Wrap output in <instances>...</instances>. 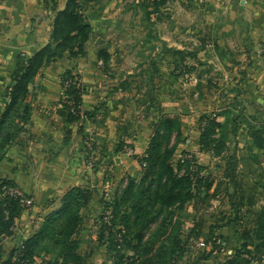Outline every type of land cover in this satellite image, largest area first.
Segmentation results:
<instances>
[{
  "label": "trees",
  "instance_id": "trees-1",
  "mask_svg": "<svg viewBox=\"0 0 264 264\" xmlns=\"http://www.w3.org/2000/svg\"><path fill=\"white\" fill-rule=\"evenodd\" d=\"M40 1L51 18L49 42L31 57L21 55L17 59L7 87L5 109L0 117V162L30 123V86L41 69L63 58L77 60L86 57L87 46L94 35L82 0H64L62 10L60 0ZM167 2L140 0L142 21L150 29L147 37L151 36L153 17L156 20L161 18ZM163 45V53L177 58L182 64L188 57L196 58V54ZM155 48V45L151 46V50ZM97 59L103 65L102 70L107 72L112 54L99 49ZM151 65L156 69L153 58ZM126 84L120 85L122 91L127 89ZM61 87L67 100L60 98L58 113L66 122L73 124L96 119L100 109L85 111L82 108L88 87L79 74L72 69L66 70L61 76ZM151 108H146V116L151 114ZM220 118L225 119L224 122ZM228 119L226 113L210 115L203 112L198 121L199 151L224 162L223 181L218 182L215 177L206 175V168L199 164L194 154L183 152L177 159L183 137L181 118L158 111L149 126L151 134L144 154L132 156L141 166L140 175L122 176L117 185L110 188V193L106 190L102 192L97 184L93 188L68 189L60 198L58 207L39 217L30 236L17 242L14 241L16 222L34 204L31 208L23 207L21 197L5 194L7 189H20L10 179L0 178V264H36L38 259H41V264H91L89 255L82 254L81 232L86 219L91 218V205L97 196V204L101 205L97 217V240L107 249V259L102 264H179L188 252L187 240L193 234H185L182 214L190 205L205 202L221 191L236 216L222 218L221 221L227 219L225 225L210 228L212 251L202 255L196 263L209 260L216 249H223L222 242L212 240L215 229L239 223L243 225L242 243L225 264H254L255 260L264 257V205L258 206L254 197H246L238 175L240 159L228 154L231 135L237 133L239 125L233 121L230 127ZM246 131L248 140L245 149L249 158L261 169L264 126H252ZM83 139L85 163L95 174L99 173L97 153L100 151L106 158L104 150L97 145L95 133L93 140L89 132L84 133ZM126 148L125 140L121 139L116 153H126ZM254 150L262 152V155L257 156ZM106 165H116L113 157L106 160ZM106 182L108 178L102 187ZM245 207L256 209L251 212L252 218L247 224L239 218Z\"/></svg>",
  "mask_w": 264,
  "mask_h": 264
},
{
  "label": "rangeland",
  "instance_id": "rangeland-1",
  "mask_svg": "<svg viewBox=\"0 0 264 264\" xmlns=\"http://www.w3.org/2000/svg\"><path fill=\"white\" fill-rule=\"evenodd\" d=\"M63 1L60 0L61 3ZM139 2L140 0H82L87 17L88 12L91 14L96 7H100L103 13H110L109 18L113 22L105 29L93 27L94 35L87 46L86 56L95 55L99 49L107 50L112 54L108 71L137 75L131 97L125 101L129 108L125 118L130 122L126 133L136 134L139 125L137 121H142L149 106H152L154 112L162 111L168 115L180 116L183 137L177 159L183 152L194 154L199 164L206 168L205 174L221 182L224 162L199 151L198 121L203 112L210 115L226 113L230 127L233 121L239 125L237 133L231 135L228 154L240 159L238 175L246 197L252 196L258 206L264 205V161L263 168L260 169L249 158L245 149L248 140L246 130L252 126H264V72L257 71L258 68H264V53L259 60H255V57L249 61L245 56L241 59L240 53L249 57L253 49L250 45L240 43L242 30L239 26L236 27L233 15L224 22V19L220 20L224 14L219 12L218 5L213 7L197 0H168L162 9L161 18L156 20L153 17L151 36L147 37L150 29L142 21ZM163 44L196 54V58L188 57L182 64L177 58L163 53ZM152 45L156 46L155 50H151ZM150 58L155 60L156 69L151 65ZM81 59L83 58L79 60ZM97 66L103 69L100 62ZM189 69L192 70L187 72ZM219 120L224 122L225 119ZM126 146V150L132 152V144L126 143ZM253 152L257 156L262 155V152L256 150ZM97 155L100 160L98 185L102 192L106 190L110 193V188L115 187L122 176L136 177L142 170L132 155L119 156L128 165V171L116 165H106L100 151ZM106 178L108 182L102 187ZM98 199L97 196L92 203V216L86 219L81 232L82 254L89 255L91 264H102L107 259L106 246H102L97 240V217L101 211ZM255 210L245 207L239 218L247 224L252 218L251 212ZM235 216L223 191L205 202L190 205L182 214V220L185 234H193L187 240L188 252L179 264H225L242 243L243 225L239 223L215 229L212 240L222 242L223 249H216L209 260L196 262L202 255L212 251L210 228L225 225L227 219L221 221L222 218ZM29 224L30 222L26 225L31 226ZM26 225L20 226L25 228ZM33 228L35 229L34 224ZM36 264H41V259ZM254 264H264V257L255 260Z\"/></svg>",
  "mask_w": 264,
  "mask_h": 264
},
{
  "label": "crops",
  "instance_id": "crops-1",
  "mask_svg": "<svg viewBox=\"0 0 264 264\" xmlns=\"http://www.w3.org/2000/svg\"><path fill=\"white\" fill-rule=\"evenodd\" d=\"M197 1L213 7L218 5L219 12L224 14L220 20L224 19V22L233 15L236 27L242 30L240 43L253 49L249 57L240 53V58L245 56L250 61L256 57L255 60H259L264 53V0ZM63 7L64 2L60 3V10ZM101 9L96 7L91 14L88 12V18L92 27L105 29L113 22L109 18L110 13H103ZM50 29L51 18L40 0H0V117L18 57L29 58L44 47L49 42ZM98 63L97 53L81 60L63 58L45 65L30 86V123L0 162V178L10 179L34 200L33 208L16 222L15 242L30 236L33 224L35 227L39 217L57 208L68 189L98 185L99 173L95 174L85 163L84 133L93 131L97 145L106 156L102 159L106 162L113 157L116 166L125 171L129 167L119 157L120 154L142 156L147 148L151 134L149 126L155 117L153 110L142 121H137L136 134L126 133L130 122L125 118L129 109L125 101L131 97L137 75L116 70L104 72ZM68 69L79 73L83 84L88 87L83 96V110L100 109L92 122L70 124L58 113L61 76ZM261 69L257 71L264 72V68ZM123 83L128 86L125 91L120 88ZM121 139L132 144V152L116 153ZM28 222L31 226H27ZM23 224H27L25 228L20 226Z\"/></svg>",
  "mask_w": 264,
  "mask_h": 264
},
{
  "label": "built area",
  "instance_id": "built-area-1",
  "mask_svg": "<svg viewBox=\"0 0 264 264\" xmlns=\"http://www.w3.org/2000/svg\"><path fill=\"white\" fill-rule=\"evenodd\" d=\"M60 98L62 100H64V101L67 100V96L65 95V90H63V89H62L61 97ZM89 136L93 140V138H94V132L93 131H90L89 132ZM5 194H8L10 196H18V197H21L22 198L21 204H22L23 207L31 208L33 206V204H34L33 198H27V197H25L24 194H23V192L21 190L16 189V188L7 189L5 191Z\"/></svg>",
  "mask_w": 264,
  "mask_h": 264
}]
</instances>
